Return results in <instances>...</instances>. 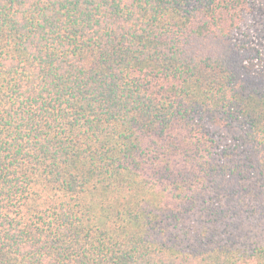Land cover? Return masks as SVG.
Returning <instances> with one entry per match:
<instances>
[{
    "label": "trees",
    "instance_id": "1",
    "mask_svg": "<svg viewBox=\"0 0 264 264\" xmlns=\"http://www.w3.org/2000/svg\"><path fill=\"white\" fill-rule=\"evenodd\" d=\"M0 264H264V0H0Z\"/></svg>",
    "mask_w": 264,
    "mask_h": 264
}]
</instances>
